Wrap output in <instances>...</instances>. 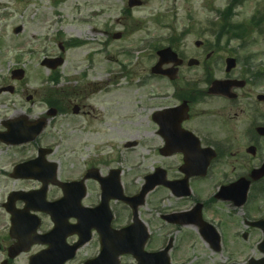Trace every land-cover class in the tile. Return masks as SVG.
I'll return each instance as SVG.
<instances>
[{"label":"flooded vegetation","instance_id":"1","mask_svg":"<svg viewBox=\"0 0 264 264\" xmlns=\"http://www.w3.org/2000/svg\"><path fill=\"white\" fill-rule=\"evenodd\" d=\"M207 55L212 57L214 52ZM220 67L204 63L198 72L183 65L177 80L159 77L153 111L137 118L145 119L144 126L149 128L147 135H138L148 141L150 170L138 167H143L144 175L153 172L158 185L148 195L147 207L138 211L147 233L140 230L132 236L140 243L146 240L144 252L150 255L142 259L153 264H264V96L254 94L249 84L253 66H245V72L238 75L233 70L221 79L234 83L230 94L209 95L216 80L213 68L218 71ZM32 91L36 95L28 94L22 81L5 79L0 84V136L20 120V139H28L30 124L51 108L57 112L48 123L54 122L53 127L34 142L14 145L0 139V185L6 184L0 188V264L13 253L10 249L18 243L16 235L22 236L23 227L28 252L16 259L36 264L34 259L40 254L65 244L61 257L42 259L86 264L98 256L100 236L94 229L88 231L89 242L75 253L73 248L87 236V228L81 226V205L95 208L99 204L98 177L110 176L111 182L119 177L124 194L129 195L130 166L115 159H69L87 144L82 135L90 133L91 98L37 95L46 89ZM39 109L43 112L35 114ZM56 153L57 160L51 159ZM41 155L44 158L38 166L36 158ZM169 184L174 188L165 186ZM187 185L189 194L183 196ZM110 207L114 230L134 222V212L126 205L111 201ZM17 214L20 218L12 232ZM96 223L94 219L91 225ZM119 259L123 264H136L137 258L127 254Z\"/></svg>","mask_w":264,"mask_h":264},{"label":"rangeland","instance_id":"2","mask_svg":"<svg viewBox=\"0 0 264 264\" xmlns=\"http://www.w3.org/2000/svg\"><path fill=\"white\" fill-rule=\"evenodd\" d=\"M141 1L143 7L129 9L128 0H21L15 3L0 0V75L10 79L9 70L18 64L31 82L28 94L36 95L32 90L40 89L46 78L54 73L41 67L44 58L60 55V44L65 47V42L71 39L83 42L81 46L66 48V53L62 55L65 65L57 70L64 78L65 87L70 91L84 89L85 94L91 97L88 103L94 106L93 113L88 115L90 133L82 135V141H87V144L84 143L69 159L82 156L86 160L114 161L131 136L136 137L138 133L147 135L149 128L144 126L145 119H135L147 116L154 108L148 96L154 92L155 83L145 89L140 86L141 77L156 62L148 47L143 50L146 45L144 39L166 38L173 32L171 28H159L153 22L156 16L160 14L164 22L176 31L190 26L193 32L185 40L184 47L191 57L202 62V51L195 47V42L214 43V38L206 34L207 22L220 21L218 11L225 10L230 0ZM233 12L234 23L248 24L255 16H264V0H240ZM18 26L23 27V32L16 35L14 29ZM116 33L122 34L120 40H114ZM161 43L164 46L167 44L163 40ZM220 46L225 47L224 51L217 53L220 57L228 56L226 48L230 51L247 49L239 50L242 60L251 56L256 59L257 65L264 64V58L259 56L264 54V23L251 38L228 43L222 40ZM127 51L131 53L129 58L125 56ZM210 61L213 63V59ZM210 61L207 63L211 64ZM122 66H127L130 75L123 73L118 83L112 84L110 80L116 73L122 72ZM86 74L89 78L81 80L80 77ZM89 83L94 84L85 88ZM105 84L109 92L104 90ZM141 102L147 108L140 113L137 107ZM37 111V115L43 112L40 109ZM143 149L140 145L130 157L136 160ZM51 159L57 160V153ZM130 162L128 157L127 164L130 165ZM5 186L0 185V188ZM15 264H26V259H19Z\"/></svg>","mask_w":264,"mask_h":264},{"label":"water","instance_id":"3","mask_svg":"<svg viewBox=\"0 0 264 264\" xmlns=\"http://www.w3.org/2000/svg\"><path fill=\"white\" fill-rule=\"evenodd\" d=\"M135 4V5H139L140 3L139 2H135V1H132L131 4ZM132 6V5H131Z\"/></svg>","mask_w":264,"mask_h":264}]
</instances>
